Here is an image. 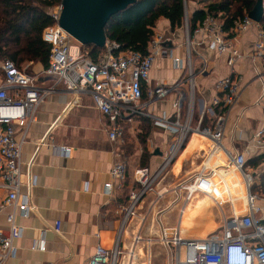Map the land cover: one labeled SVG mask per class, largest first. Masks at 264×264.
Returning a JSON list of instances; mask_svg holds the SVG:
<instances>
[{
    "label": "built area",
    "instance_id": "obj_1",
    "mask_svg": "<svg viewBox=\"0 0 264 264\" xmlns=\"http://www.w3.org/2000/svg\"><path fill=\"white\" fill-rule=\"evenodd\" d=\"M204 0H183L185 53L183 58H172L174 67L182 76L171 85L151 86L150 75L153 66L160 58H167L171 51L165 47L167 42L163 34H155L149 43L148 55L136 52H120V46L107 41L104 54L98 59L91 57V48L83 46L68 32L60 27L63 12L62 3L49 9L53 25L43 34V40L50 46L47 69L41 77L20 70L11 61L2 63L3 73L0 79V264H10L17 255L16 241L23 236L25 228L17 217H28L35 213L34 206L23 188L27 185L33 190L38 182L33 173L35 157L23 170V149L27 143L31 125L36 122L41 105L52 95L65 91L71 95L69 107L79 105L82 99H91L94 108L109 122L108 134L111 141L124 143L123 129L119 125L124 120L142 118L152 125L168 131L175 136L169 154L161 167L151 172L148 167L138 168L133 179L137 190L131 192L129 207L113 249L102 246L87 264H118L121 255L120 243L122 232L128 221L136 215L146 197L155 192V185L166 174L168 168L185 146L189 137L198 131L212 143L211 151L204 160L201 171L190 184H178L174 193L181 195L184 205L197 195L213 198L216 206L223 211L227 202L232 206V215L226 217L219 233L205 239H189L183 236L180 226L162 227L157 241L172 253V264H264V206L261 197L253 192L255 176L247 167V157L238 153L235 156L226 152L223 140L232 111L239 104L243 93V78L236 71L240 59H249L259 79H264V28L252 21L249 16L237 20L230 32L223 29L220 20L207 16L206 20L194 31L189 24L190 4L203 5ZM257 29L256 42L247 54L239 50V38L251 28ZM201 37V38H199ZM228 56L229 74L216 83L218 96L206 108L204 115L212 126L201 129V124L194 127L197 103V77L209 72V59L200 53L199 48ZM172 57V56H171ZM196 57L200 60L199 69L195 67ZM172 99L174 113L159 116L151 109L159 102ZM264 99H261V103ZM253 148L264 151V125L253 137ZM45 145L41 141L39 148ZM65 157L70 158L72 149L62 148ZM217 153L227 155L228 161L220 165H210ZM222 166V167H220ZM233 173L242 184V192L237 197L231 195L233 189L228 184V199L219 193L215 177L222 175L220 170ZM128 177V164L120 157L113 163L110 181L105 185L106 192L112 194L122 188ZM224 182V180H220ZM220 182V183H221ZM225 184V183H224ZM169 191H165L163 196ZM222 196L220 197V195ZM159 199L162 195H158ZM240 201L243 213L234 209V203ZM9 209L8 231L1 227V216ZM185 206L180 213L184 214ZM145 220V219H144ZM54 231L62 236V223L56 222ZM44 234V232H43ZM142 238L138 236L136 243ZM154 239H147L151 244ZM33 250L45 251V240L35 242ZM132 255V254H131Z\"/></svg>",
    "mask_w": 264,
    "mask_h": 264
},
{
    "label": "crops",
    "instance_id": "obj_2",
    "mask_svg": "<svg viewBox=\"0 0 264 264\" xmlns=\"http://www.w3.org/2000/svg\"><path fill=\"white\" fill-rule=\"evenodd\" d=\"M190 5V15L206 8L205 4ZM155 31L163 34L167 41L165 47L171 53L167 58L158 59L153 66L151 86L171 85L182 76L181 71L174 67L172 58L184 57L181 36L185 39V33L183 29L173 31L166 20H162ZM256 37L257 29L253 27L239 38L238 48L241 53L251 51ZM199 50L208 57L210 65L207 74L197 77L194 127L201 124L203 129L212 126L208 116L204 115V119H201L206 108L218 96L217 81L229 74V68L226 54L210 52L206 45H202ZM1 66L2 62L0 69ZM200 66L201 62L196 57V69ZM235 68L243 78L244 90L230 116L223 144L227 153L233 156L245 154L247 160H250L264 156V151L254 149L252 144L255 133L264 125V101L261 103V99H264V79L258 78L247 58L240 59ZM71 98L65 91L50 96L39 108L36 122L29 129L23 149V170L26 172L28 163L35 157L33 173L38 182L33 190L24 186L23 195L37 210L28 217H17L18 223L25 230L15 243L17 255L10 264H87L98 246L113 249L129 207L130 194L137 190L134 172L140 167H148L151 172L157 171L175 143L176 138L172 133L152 124L143 125L142 118L124 120L119 125L123 129L124 143L111 141L109 122L94 108L91 99L85 97L79 105L69 107ZM151 111L159 116L166 114L171 117L174 113L172 99L157 103ZM43 140L45 145L39 148ZM63 147L72 149L70 158L63 155ZM211 147L210 140L195 130L168 168L167 177L178 184H191L201 171ZM118 157L127 162L128 177L122 188L108 194L105 185L110 181V171ZM224 161H228L227 155L217 153L210 165H220ZM220 173L222 179L215 177V182L219 186L218 192H223V198L228 197L226 183L233 189L231 195H240L242 187H236L240 179L223 169ZM261 173H264V163L253 170L255 183ZM175 187L164 188L162 184L159 185L156 189L158 193H153L157 194L156 201L151 202L149 211L142 213L146 200L153 194L146 197L138 214L128 221L120 243L123 264H146L145 257L150 254L145 245L143 248H133L132 236L138 235L143 240L141 242L146 243L147 239L159 236L162 227L172 229L180 226L184 237L202 239L219 225L222 226L224 215H232L233 208L229 202L222 211L213 198L205 195H197L184 205L181 195L174 193ZM167 190L169 192L163 196ZM159 194L162 195L160 199ZM2 197L0 195V199ZM183 206L185 211L181 215ZM234 209L242 214V203H234ZM9 212L6 209L1 216V227L5 232L9 228ZM134 220L139 222L137 228L133 226ZM150 220L153 225L146 230ZM56 222L62 223V236L54 231ZM42 239L45 240L46 250H33V244Z\"/></svg>",
    "mask_w": 264,
    "mask_h": 264
},
{
    "label": "trees",
    "instance_id": "obj_3",
    "mask_svg": "<svg viewBox=\"0 0 264 264\" xmlns=\"http://www.w3.org/2000/svg\"><path fill=\"white\" fill-rule=\"evenodd\" d=\"M259 0H204L206 8L190 15L194 31L207 16L221 21L230 32L237 20L249 16ZM63 0H0V62L11 61L22 70L24 65L40 64L47 69L50 46L44 42V31L53 25L49 9ZM162 20L169 22L173 31L184 27L183 0H139L127 10L113 16L105 28L107 41L120 46V52L148 55L154 30ZM264 28V15L259 23ZM104 49L91 48V57L98 59ZM0 74L3 73L0 69ZM31 74V73H30ZM264 156L247 160V167L257 170ZM264 189V173L259 174L253 192ZM256 193V192H255Z\"/></svg>",
    "mask_w": 264,
    "mask_h": 264
},
{
    "label": "water",
    "instance_id": "obj_4",
    "mask_svg": "<svg viewBox=\"0 0 264 264\" xmlns=\"http://www.w3.org/2000/svg\"><path fill=\"white\" fill-rule=\"evenodd\" d=\"M139 0H63L60 27L83 46L104 49L105 28L110 19L127 10ZM264 15V0H259L249 14L255 23Z\"/></svg>",
    "mask_w": 264,
    "mask_h": 264
},
{
    "label": "rangeland",
    "instance_id": "obj_5",
    "mask_svg": "<svg viewBox=\"0 0 264 264\" xmlns=\"http://www.w3.org/2000/svg\"><path fill=\"white\" fill-rule=\"evenodd\" d=\"M221 0H213V2H219ZM191 5H189V8H190ZM158 27V26H157ZM156 27V28H157ZM183 36V35H182ZM182 36H181V42L185 43V39H182ZM184 40V41H183ZM3 63V62H2ZM22 70L28 72V73H31L33 75H36L38 77H41V81L43 80L42 78V73L43 71L45 70L44 67L40 64H37L35 66H31V65H24L22 67ZM2 78V75L0 74V79ZM198 91V90H197ZM196 119V115H195V118H194V121ZM147 122V123H146ZM142 124L145 125V124H152L151 122L147 121V120H142ZM167 173L160 179V181L155 185V193H158V191L156 190L158 188L159 185L162 184V187L164 186V188H174L175 187V184H178V183H175V181H173V179H169V177H167ZM165 181V182H164ZM177 186V185H176ZM221 187H223L222 185H220ZM235 186V185H234ZM219 187V186H218ZM220 187V188H221ZM236 187H242V184H241V181H239V183L236 185ZM256 194H258L261 199H262V205L264 206V189H260V190H257L255 191ZM254 192V193H255ZM156 196L157 194H153V196H149V198L146 200L145 202V205H144V209H142V213H147L149 211V206L151 207V202H154L156 201ZM138 214V212H136V215ZM134 227L137 228V226H139V222L137 220H134V223H133ZM153 225L152 224V221L150 220L146 226V230L150 229ZM188 227V226H187ZM221 226L219 225V227L212 231L210 234H208L207 236L205 237H202V239H205L207 238L208 236H210L211 234H214V233H219V230H220ZM138 237L137 236H132V244L134 245L133 248L135 247H141L143 248L142 246L145 245L146 246V249L147 251L150 252V254L147 255V257H145V263L146 264H172V253L171 251L167 250L166 248H164L158 241H157V237H153L154 241L151 242V244H148L146 245L147 243H136V238ZM123 255L121 254L120 257H119V263L118 264H123Z\"/></svg>",
    "mask_w": 264,
    "mask_h": 264
}]
</instances>
